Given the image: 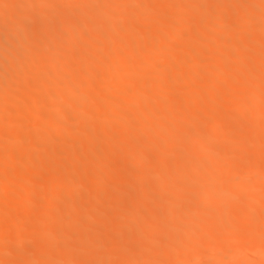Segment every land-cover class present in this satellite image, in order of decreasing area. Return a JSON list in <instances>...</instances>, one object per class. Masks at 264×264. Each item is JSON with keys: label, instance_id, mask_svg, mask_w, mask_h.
<instances>
[{"label": "bare ground", "instance_id": "6f19581e", "mask_svg": "<svg viewBox=\"0 0 264 264\" xmlns=\"http://www.w3.org/2000/svg\"><path fill=\"white\" fill-rule=\"evenodd\" d=\"M44 2L0 0V264H151L150 260L152 264L162 260L166 264H190L188 260L200 264L204 257L211 264H220L223 255L232 257L234 248L243 252L239 263L231 259L235 264H264V112L259 104L264 101V79L251 81L254 86L248 94L249 80L243 72L245 79L238 80L241 86L235 88L239 94L231 84L227 86L231 90L227 96L240 98L238 107L229 97L228 103L236 107L233 110H228L229 105L225 110L226 104L219 109L222 100L215 104L217 97L223 98L219 88L227 89L223 78L227 69H233L229 74L233 76L247 68L246 72L264 71V51L257 50L264 48V21L259 19L264 20V0H171V6L144 0L138 7H133V0H57L45 2L48 7ZM195 18L198 25L201 20V27L191 34L197 46L189 42V48L188 41L184 44L180 38L190 32ZM225 24L244 30V35L252 31L246 39L241 33L233 38L234 34L224 31ZM217 42L220 44L213 49ZM202 45L206 50L212 47L207 55L215 50L208 56V64L215 61L220 67L214 63L217 71L212 69L207 84L195 81L201 88L196 83L194 89L187 87L195 92L192 96L182 88L185 94L179 100L186 106L182 105L179 121L195 110L200 113L198 125L190 122L182 129L175 126L179 116L168 113L170 96L162 88L169 83V75L175 85L197 78L195 71L199 73L209 61ZM251 46L263 53L261 59V54L254 59L243 54L247 47L255 51ZM44 57L49 60L42 63ZM220 79L222 84L225 79L223 87ZM31 90L35 93L29 95ZM119 95L121 107L127 108L125 114L130 108L138 116L115 113L113 102ZM205 100L219 107L211 103L203 109ZM254 104L261 109L256 115L252 114ZM160 105L169 107L168 112L159 111ZM251 105L254 107L248 109ZM154 107L158 113L162 110L161 116L154 112L153 117L150 110ZM250 109L252 117H241L246 120L244 127L235 122ZM233 122L242 125L240 132L245 133L247 126L249 134L242 138L243 132L240 137L234 130L243 140L240 144L233 138L236 145H214L220 128ZM146 123L151 125V131L146 130L151 133L143 137L140 129ZM182 137L202 138L196 147L180 145ZM117 141L130 146L119 148ZM172 141L179 142L168 147ZM162 143H167L165 149H160ZM154 149L157 159L167 165H160L158 171L160 166L153 168L143 158ZM247 150L255 161L261 158L258 169L252 165L258 160L246 157L251 164L246 165L249 174L246 166L248 176L241 174L247 178L241 175L240 182L235 178V185L223 188L225 173L237 171L239 160L250 154ZM16 153L22 157L15 160ZM110 161L115 169L109 164L108 170L113 172L107 174L103 169ZM152 175L158 179L154 176L152 181ZM196 182L198 186L202 183L200 190L205 195L201 197L198 191L200 196L194 200L186 192L196 188ZM35 183L44 189L34 187ZM134 187L140 192L126 196ZM150 190L156 193L154 197ZM61 195H67L66 201ZM27 201L32 204L21 205ZM183 206L193 213L186 210L182 216L179 210ZM193 210L205 211L210 217L198 220ZM142 217L147 221L139 224ZM171 220L176 222L171 225ZM163 235H167L164 240ZM216 258H220L217 263Z\"/></svg>", "mask_w": 264, "mask_h": 264}, {"label": "rangeland", "instance_id": "374dc122", "mask_svg": "<svg viewBox=\"0 0 264 264\" xmlns=\"http://www.w3.org/2000/svg\"><path fill=\"white\" fill-rule=\"evenodd\" d=\"M24 1H25V0H24ZM52 1L56 2L57 0H56V1H55V0H45V2H47V4H52ZM157 1H159V2L161 1L160 3H162V2L164 1V3L166 4V6H167V4H168V6H171L172 4H174V3H172L174 0H172V2H170L171 0H170V1H169V0H157ZM165 1H166L167 3H166ZM193 1H194V0H193ZM197 1H201V0H197ZM206 1H207V0H206ZM225 1L227 2V1H230V0H225ZM45 2H44V4H45ZM54 2H53V3H54ZM142 2H144V0H133V3H132V4H133V7H134V6L138 7ZM168 2H170V3H172V4H169ZM164 3H162V4H164ZM47 4H45V5H47ZM165 4H164V5H165ZM45 7H48V5L45 6ZM210 12H212V11H211V10L207 11V13H210ZM237 12H238V11H237ZM237 12H235V13L238 14ZM155 13H156V12H155ZM204 13H205V12H204ZM207 13H205V14H206V17L208 16ZM153 14H154V12H153ZM212 14H213V12H212ZM154 15H158V14L156 13V14H154ZM209 15H211V14H209ZM212 16L214 17V15H211V17H212ZM213 17H212V19H213ZM208 18H209V17H208ZM210 19H211V18H210ZM259 19H262V21L259 20ZM259 19H258L259 22L257 21V24L260 23V21L263 23L264 20H263V18H262L261 16H259ZM195 21H197L196 18H195V20H194V23H195ZM198 21H199V24H200V25L197 24L198 22L195 23V24H197V25H195L194 23H192V26L194 25L193 28L190 26L189 29L187 30V32L190 31V32H189L190 34H189V33H188V34L186 33V35L183 36V40H182V38H180V41H181V42L183 41L182 43H184V44H186V42L188 41L186 45L189 46V48H191L190 45H192V44H194V45H192V47H193V46H197V43H196V44H195V43H192V42H193L192 38H193L194 35H191V34L195 33V31H196V32L199 31L198 28L201 27V23H200L201 20L198 19ZM2 25H3V24L0 23V26H2ZM121 25H126V24H121ZM225 25H226V24H225ZM225 25H224V27H226V28H224V29H225L224 31H226V32L228 33V35L230 34V36H231V34H234V36H233V35L231 36V37H233V38H234V37L236 38V36H237L236 34H240V33H241V36L243 35V36L245 37V35H246L247 37H249V33H251V31H252V30H249V33H247L248 35H247L246 33H245V35H244V34H242V32L244 33V30L239 29L237 26H233V25L230 24V25H231V27H230L229 24L226 25V26H225ZM126 26H128V28H129V25H126ZM227 26H228V27H227ZM119 27H120V25H119ZM197 27H198V28H197ZM234 27H237V28H234ZM0 28H1V27H0ZM125 28H126V27H125ZM194 28H196V29L194 30ZM123 29H124V27H123ZM126 29H127V28H126ZM191 29H192V31H194V32L191 33ZM197 29H198V30H197ZM230 29H231L232 32H230ZM227 30H229V32H228ZM246 30H248V29H246ZM246 32H248V31H246ZM187 35H188V36H187ZM190 35H191V36H190ZM250 35H251V34H250ZM189 36H190L191 39L189 38ZM243 36H242V38H243ZM237 37L239 38V35H238ZM242 38H241V39H242ZM244 39H246V37H245ZM189 40H192V41H189ZM189 42H191L192 44H190ZM194 42H195V41H194ZM197 42H198V41H197ZM219 44H220V43L217 42V43L214 44L213 46H212V44H210V46H212L213 49H214V46H215V45L218 46ZM198 45H201V44L198 43ZM204 45H205V44H204ZM204 45H202V46H203V48L205 49ZM206 45L209 46V44H206ZM206 45H205V46H206ZM187 46H185L186 49H187ZM185 47H184V45H182V48L185 49ZM212 47H211V48H212ZM215 47H216V46H215ZM251 47H252V46H251ZM189 48H188L187 50H189ZM211 48H209V49H211ZM252 48L255 49V51L253 50V51L251 52V51L249 50L250 48L247 47V48L245 49V51H248V50H249L250 52H245V51H243V52H244L243 54H246V55L249 56V57H251V56L253 55V57H251V58H253V59H254V57H255V58L257 57V54H261V55H258V57H260V56L263 57V53H264V52H263V53H261V52H258V53H257V50H258V51H264V48L261 49V50L255 48V47H252ZM252 48H251V49H252ZM97 49H99V48H97ZM101 49H102V48H101ZM101 49H99V51H101ZM186 49H185V50H186ZM209 49L207 48L208 52H209ZM215 49H217V48H215ZM235 49H236V48H235ZM256 49H257V50H256ZM176 50H177V49H176ZM182 50H183V49H182ZM185 50L182 51V52H181L180 50H178L177 52H178V53H184V54H185ZM207 50L205 49V54H204V56L206 55L207 58H208L209 55H211V56L213 55V52H212V51L215 52V50H210L211 53H210V54L208 53V55H207V54H206V53H207ZM179 51H180V52H179ZM175 52H176L175 50L172 52V53H174L173 55H175ZM186 52H187V51H186ZM253 53H255V54H253ZM248 54H250V55H248ZM206 56H205V57H206ZM247 56L244 55V57H246V58H244V59H245V60L247 59L246 61H251V58H250V60H249V57H247ZM172 57H173L172 54H171V55L169 54L168 58L170 59V58H172ZM202 57H203V56H202ZM261 57H260L259 59H261ZM211 58H212V57H211ZM212 59H214V58H212ZM212 59H211V60H212ZM232 59H233V58H232ZM263 59H264V58H263ZM48 60H49L48 57H44V58H42L41 61H42V63H44V62H47ZM203 60H204V57H203ZM206 60H207V59H206ZM206 60H205V61H206ZM208 60H209V58H208ZM214 60H215V59H214ZM214 60H212L211 63H213ZM257 60H258V59H257ZM254 61H256V59H255ZM209 62H210V60H209V61H206V64L204 65L205 67L203 66V67H202L203 69L200 70L199 73L195 71L194 74L197 73L198 76H197V74H196L195 76H197V78L191 80V82L188 81L187 83L185 82V84L182 83V82H179V83H177L178 85H175V84L172 82V80H171V81L169 80V76H170V75L166 77V79L168 78L167 83H168V82H169V83L172 82V84H171V83H170L171 85H170L169 83L166 84V85L164 86V88H165V87H166V88H165V89L162 88V90H163V91L165 90L166 93H167V95L170 96V97H168V100H167V102L169 101L170 103L168 102L166 105L170 104L169 107L171 106V108H170L171 110H169V107H165L166 105H164V108L162 107V105H160L159 111H160V109H162V110H163V113H164V112H168V110H169L168 113H171V111H173L174 113L172 112L171 114H173V115L175 114L176 117L179 116V117H178V122H179V123L176 122V125H175L176 127H177V124H179V126H180L182 129H183V128L185 129V127H188V126H184V125H187V124H189L190 122H192V124H194V125H198V122H197V121L199 120V119H198V118H199V115H198V114H200V113H198L199 111H196V110H195V112H193L194 114H192L189 118H187V119H182L181 122L179 121V120H180L179 118H180L181 115L184 113V108H185V106H186V105L184 104V102H181V100H179V98L182 96L181 94H185V93H188V94H189V93H190V96H192V94L195 93V92H193V91H189V89L191 90V89H194V88H195V86H194V83H196L195 81H198L199 84L201 83V85H205L204 83L207 84V83L209 82L208 77L211 78V76H212L211 74L217 69L216 67H217V66L220 67L215 61H214V63H215L217 66H216L214 63H213L212 65H210V64H208ZM252 62H253V61H252ZM207 64H208V65H207ZM230 64L233 65L234 63L231 62ZM214 66H216V67H214ZM191 67L193 68V66H190V67H189V70L191 69ZM136 68H137V67H135V71L138 69V68H137V69H136ZM214 68H215V69H214ZM232 68H233V66H232ZM72 69L75 70L76 68H75V69L72 68ZM212 69H213L214 71H213ZM230 69H231V68H230ZM248 69H249V68L244 69V71H242L241 73H237V75L234 73V76H233V75H229V74H233V72H232L233 69H231V70L227 69L225 72H226V73L229 72V73H227V75H225L226 73H224V74H223V78L226 77L225 79H226V81H227L228 83H226V85H225V79H224V82H223V84H222L221 81H223V79H222V80L220 79V80H219V81H220V82H219V83H220V87H223V85H225V86L227 87V86L229 85V86H228L229 88L232 86V87L234 88V90H235V88L238 87V86L241 84V83L238 84V80H239V82H240V81H242V82L244 81L245 78L243 79L241 76H244V75H243V72H245L244 74H245L246 76H244V77H246V81L249 80V82L247 81V83H248V85H250V86H248L249 91H248L247 93H248V94H249V92L251 93L250 89H252V87H253L254 85L252 86V85L250 84V82L252 81V84H253V82H254V83H256V82H260L262 79H264V71H263L262 69H261V71H263V72H260L259 70H257V71H255V70L252 71V70L250 69L252 72H251V71H247V72H250V73H251V74L249 73V74H250V75H249V74L245 71V70H248ZM73 70H72V71H73ZM76 70H77V69H76ZM189 70H187V71H189ZM211 70H212V72H211ZM218 70H219V69H218ZM216 71H217V70H216ZM258 71H259V72H258ZM74 72H75V71H74ZM174 72H176V71H174ZM177 72H178V74H179V71H177ZM177 72H176V73H177ZM183 72H184V71H183ZM210 72H211V73H210ZM253 72H254V73H253ZM185 73H186V72H185ZM240 74H242V75H240ZM228 75H229V76H228ZM235 75H236V76H235ZM259 75H261V76H259ZM171 76H172V75H171ZM227 76H228L229 79L227 78ZM230 76H231V78H230ZM247 76H248V77H247ZM262 76H263V78H262ZM198 77H199V78H198ZM239 77H240V78H239ZM249 77H250V79H249ZM172 78H173V77H172ZM241 78H242V79H241ZM256 78H257V79H256ZM258 78H259V80H258ZM97 79H98V83H99L100 78H97ZM166 79H165V80H166ZM202 79H203L204 81H205V80H206V81L203 82ZM227 79H228V80H227ZM255 79H256V80H255ZM101 80H102V79H101ZM233 80H234V82H233ZM254 80H255V81H254ZM192 81H193V82H192ZM201 81H202V82H201ZM207 81H208V82H207ZM96 82H97V80H96ZM165 82H166V81L163 80V83H165ZM189 82H190L191 84H189ZM198 82H197V83H198ZM229 82H230V83H229ZM235 82H236V83H235ZM263 82H264V81H263ZM180 83H181V84H180ZM197 83H196V86L199 85V84H197ZM247 83H246V85H247ZM173 84H174V85H173ZM183 84H184V85H187V86H184ZM230 84H231V86H230ZM191 85H192L193 88H189V86L191 87ZM201 85H199L200 88H201ZM95 86H96V85H95ZM125 86H126V85H125ZM183 86H184V87H183ZM234 86H235V87H234ZM240 86H241V85H240ZM162 87H163V86H162ZM187 87H188L189 89H187ZM228 87H227V89H225V87H224L223 89H222V88H219L220 93H219V90H218L219 95H220V96L222 95L223 98L217 97V99H216L217 102H216L215 104H217V103H218V104H219V103L221 104L220 101L222 100V104H221L220 107H219L220 104H219L218 106H217V105L215 106V104L213 103L214 101L211 102V100H205V101L203 102L204 104H202V105H205V104L207 103V107H206V106H202L201 108H203V109H207V108L210 106L209 104H211V103H212L211 106L213 105V106L216 107V108L219 107V109H221V110L224 109L223 104H224V105L226 104V105H225V107H226L225 110H227V106H228V105H229V106L231 105L230 107H232V109H230V107L228 106V108H229L228 110H233L234 108H236L235 106L238 107V103H239L238 101H239L240 98H237V97H236V98H235V97H234V98H231V97L227 96V95H228L227 93H229V92L231 91V90L229 91V88H228ZM182 88H185V89H186V90L183 89L184 92L186 91L185 93H181V92H182ZM198 88H199V87H198ZM200 88H199V89H200ZM196 89H197V88H196ZM231 89H232V88H231ZM236 89H237V88H236ZM187 90H188V92H187ZM221 90H222V91H221ZM223 90H224V91H223ZM225 90H226L227 92H225ZM165 91H164V93H165ZM194 91H195V90H194ZM235 91H236L238 94L240 93L239 90H235ZM222 92L224 93V95L222 94ZM33 93H35V91H34V90H31L28 94L30 95V94H33ZM121 93H122V92H121ZM166 93H165V95H166ZM178 93H180V96L176 97V96L178 95ZM167 95H166V96H167ZM174 95H175V96H174ZM225 95H226V96H225ZM26 96H28V95H26ZM222 96H221V97H222ZM224 96H225V98H224ZM29 97H30V96H29ZM172 97L176 100V102H175L176 104L173 103L175 100H171V99H169V98H172ZM228 97L230 98V100H231V99L233 100L234 104H235V102H236L235 106H233L234 104H232V103H231V104L228 103ZM27 98H28V97H27ZM31 98H32V97H31ZM121 98H122V96L119 95V96L114 100V102H113V103H114V104H113L114 107H113V108H116V109H115V113H116V110H117V111L120 112V113L122 112V115H126L125 113H127V112H126V111H127V108L121 107V105H120V104H122V99H121ZM166 98H167V97H166ZM219 98H220V100H219ZM29 99H30V98H29ZM225 99H226V101H227L226 103L223 102V100H225ZM218 100H219V101H218ZM230 100H229V102H232V101H230ZM178 101H179L181 104H180ZM208 101H210V102H208ZM177 102H178L179 104H177ZM237 102H238V103H237ZM158 103H159V102H158ZM158 103H157L156 105H158ZM262 103H263V104H262ZM183 104L185 105L184 107L182 106ZM259 104H260L261 109H263V112H264V108H263V107H264V101H261V103H259ZM259 104H258V105H259ZM156 105H155V106H156ZM254 105H255V104H254ZM254 105H251L250 107H247V108H248V109H249V108L252 109V106L254 107ZM258 105H255V107L252 109V114H253V115H254V114L256 115V113H258V109L261 110V109L259 108ZM158 107H159V106H158ZM221 107H222V108H221ZM233 107H234V108H233ZM44 108H46V107H43V109H44ZM154 108H155V107H154ZM154 108H153V110H150V111L153 112V117H154V112H156V114H159V116H161L160 113L162 112V110H161L160 113H158L159 111L157 110V107L155 108L156 110H155ZM165 108H167L166 111H165ZM210 108H211V107H210ZM212 108H213V107H212ZM247 108H246V110H247ZM46 109H47V108H46ZM46 109H45V110H46ZM251 109L248 110V111H246V110L243 111V112H246V113H243V112H242L243 114H242V113H241V114H242L243 116L240 114L239 118L244 117V116L246 115V116L244 117V119H245V118L247 119V118L251 115V114H249V111H251ZM130 110H132V111L134 110V111H133L134 113H133L132 111H130ZM154 110H155V111H154ZM255 110H256V112H255ZM136 111H137V110H135V109H130V108H128V112H129V113H128V115H126V116H127L128 118L133 117L132 114L138 116V113H139V112H136ZM157 111H158V112H157ZM120 113H119L118 115H120ZM123 113H124V114H123ZM130 113H131V116H129ZM136 113H137V114H136ZM196 113H197V116L195 115ZM253 115H251V117H252ZM115 117H119V116L116 115ZM157 117H158V116H157ZM173 117H174V116H173ZM176 117H174V118H176ZM155 118H156V116H155ZM181 118H182V117H181ZM241 120H243V118H241V119H239L238 121H235V122H238L239 124H242V125H243V123H245L246 120H245V121L243 120V122H242ZM151 122H152V124H151L152 127H151V125H150V126L148 125V124H150ZM153 122H154L153 120H150L149 123L147 122L148 124H147V123L145 124V126L147 125L146 127L149 126L148 129L145 128V126L143 127L144 130H143V128H142L143 131L140 129V131L143 132V137H145L144 135H146V134H148V133H151V132H149V131H151L150 129L154 127ZM97 123H98V122H97ZM181 123L183 124L184 127L182 126ZM195 123H196V124H195ZM238 123H234V122H233V123H229V124L224 125L223 127H221V128H220V131H219V136H220V137L217 138L216 141H214L215 143L213 142L214 145H217V146L220 145V146H221V147L219 146L220 148H223V146H228L229 144H232V145H233V143L236 145V143H235V141L233 140V138H234V139H238L236 142H239L238 144H240V142L243 141V140H241V139H242L245 135H248V134H249V132H248L249 130H248V127L245 126V128H243V129H244V131H245L246 128H247V130L245 131V133L242 131L244 135L242 136V138H240V137H241L240 135H242V134H241L242 132H240V130H242V128H240L239 126H242V125H238ZM98 124H99V123H98ZM180 124H181V125H180ZM190 125H191V124H190ZM236 125H237V126H236ZM96 126H98V125L96 124ZM172 126H174V123H173ZM192 126H193V125H192ZM94 127H95V124H94ZM150 127H151V128H150ZM180 127H179V128H180ZM242 127H244V125H243ZM90 128H91V126H90ZM92 128H93V127H92ZM173 128H175V127H173ZM235 128H236V129H235ZM237 128H238V129L240 128V129L237 130ZM153 129H154V128H153ZM153 129H152V131H153ZM162 129H164V128H162ZM146 130H149V131H146ZM234 130H235V132H236L238 135L240 134V135H239L240 137L237 136L236 133H234ZM140 131H139V133H140V135H142V133H141ZM237 131H238V132H237ZM147 132H148V133H147ZM139 133L136 132L137 137H140ZM181 133L183 134L182 136L186 137V139H187L188 136H187V134L185 133V131H182V130H181ZM220 133H221V134H220ZM246 133H247V134H246ZM185 134H186V135H185ZM233 134H236L235 136H237V137L235 138V136H233ZM134 135H135V134H134ZM146 136H147V135H146ZM230 136H231V137H230ZM135 137H136V135H135ZM141 137H142V136H141ZM245 137H246V136H245ZM177 138H178V137H177ZM177 138H176V140H178ZM199 138H200V139H199ZM201 138H202V137H198V138H196V139H195V138H190V139H189V140L191 141V143H190L189 140H186L185 138L182 137V139H179V140H180V145H181V143H187V144H189V145L192 144V146L194 145V146H196V147H199V144L201 143ZM239 138H240V139H239ZM244 139H245V138H244ZM185 140L188 141V142H183V141H185ZM240 140H241V141H240ZM174 141H175V140H174ZM178 142H179V141H178ZM178 142L176 143V142H173V141H172L170 144L168 143V144H169L168 147H173V143H174V144H178ZM120 143H121V142H118V141H117V143H116V144H119V146L117 145L119 148H120V145H121ZM193 143H194V144H193ZM116 144H115V145H116ZM122 144H123V143H122ZM127 144H128V143H127ZM127 144H123V145H121V146H123V147H126V146H127V147L129 148L130 145H127ZM197 144H198V145H197ZM238 144H237V145H238ZM159 146H161L160 149H161V148L165 149L166 146H167V143H165V144L162 143V144L159 145ZM159 146H158V148H159ZM163 146H165V147H163ZM217 146H215V148H216V150H217V149L219 150V147L217 148ZM229 146H230V145H229ZM118 147H117V150L119 149ZM115 148H116V147H115ZM158 148H157V149H158ZM121 149H122V148H121ZM121 149H120V150H121ZM124 149H125V148H124ZM160 149H159V150H160ZM120 150H119V151H120ZM122 151H123V149L121 150V152H122ZM125 151H126V150H124V152H125ZM156 151H157V150L154 149V150H152L149 154H147L146 156L143 157L144 160H146V161H144V160H143V161H144V162H147L148 165L150 164L149 166L152 165L153 168H155L154 166H160V165L163 164V162H162L163 160H160V159L158 160V159H157V157H156V156H157V155H156L157 152H156ZM250 151H253V153H254V149H253V150L250 149ZM245 152H246V151H245ZM247 152H248V150H247ZM248 153H250V154H249V155L246 154L244 157H242L243 159L239 160V162H238V165H239V166H237L236 169H235V170H237V171H231V172L228 171L227 173H225V177H226L227 180H225V182L222 181V186L224 185L226 188H228V187L231 186V185H235L236 183H235L234 180L239 179V182L241 181L240 178H238L239 176H240V177L243 176V177L247 178L246 176H248V175H246L245 173H246V172L248 173V167H249L251 164H250V165L248 164L249 162H248V160H247L246 157H248L249 159H254V157L251 158V157H252L251 155H254V154H251V152H248ZM21 155H22V153H21V154H20V153H16V154H14V159L16 160V159H17L18 157H20ZM15 157H16V158H15ZM21 157H22V156H21ZM21 157H20V158H21ZM136 157H138V155H136ZM136 157H135V159H136ZM141 157H142V156H141ZM263 157H264V156H262V159H264ZM20 158H18V159H20ZM139 158H140V156H139ZM139 158H138L137 161H140L141 159H143V158H141V159L139 160ZM227 158H228V157L225 158L226 161L229 160V158H228V159H227ZM245 158H246V159H245ZM257 160H258V162H256ZM257 160H256V161H255V159L253 160V161L256 162V163H253V162H252V165H253V164H256V165H254L255 168H257L256 166L259 165V164H257V163H259V162L261 161V158H258ZM259 160H260V161H259ZM175 161H176V160H175ZM175 161H172V162H173V163H172L173 165L175 164V163H174ZM222 161H223V160H222ZM249 161H250V160H249ZM251 161H252V160H251ZM113 162H114V161H113ZM261 162H264V161H261ZM169 163L171 164V162H169ZM169 163H168L169 167H172V164L170 165ZM250 163H251V162H250ZM109 164H110L111 166H113V170H114V169H115V166H114L115 164L112 165V162H111V161H110V163H108V165H109ZM247 164H248L249 166H248ZM106 165H107V164H106ZM106 165H105V166H106ZM108 165H107V168L104 167L103 170H106V171H107L108 168L110 167V165H109V166H108ZM246 165H247L248 167H247ZM261 165H262V163L260 164V166H261ZM263 165H264V164H263ZM163 166H167V165H165V163H164V165H162V167H163ZM174 166H175V165H174ZM245 166L247 167V171H246V172H245V169H246ZM162 167L160 166V167L157 169V171L160 170ZM258 167H259V166H258ZM110 168H111V167H110ZM257 169H258V168H257ZM110 171H111V169H110ZM110 171L108 170L106 173H107V174H108V173L111 174V172H113V171H111V172H110ZM244 172H245V173H244ZM127 173L129 174V172H127ZM127 173H125V175H124L125 177H128ZM241 173L245 174L246 176H244V175L241 174ZM156 174H157V173H156ZM156 174H155V175H156ZM248 174H249V173H248ZM129 175H130V174H129ZM155 175H154V176H155ZM241 175H242V176H241ZM256 175H258V172H257ZM261 175H262V174H261ZM130 176H131V175H130ZM154 176H153V175L151 176V177H152V179H151L152 181H155V180L158 179V178H156V176H155V177H154ZM262 176H264V174H263ZM153 177L156 178V179L153 180V179H154ZM157 177H159V175H157ZM235 178H236V179H235ZM245 178H242V180H243V179L245 180ZM262 178H263V177H262ZM151 180H150V181H151ZM171 180H172V179H171ZM226 181H227V182H226ZM228 181L231 182V183H228ZM261 181H262V180H261ZM223 182H224V184H223ZM236 182H238V181H236ZM225 183H226L227 185H226ZM233 183H235V184H233ZM35 184H36V183H35ZM35 184H33L34 187H36V188H38V189L41 188L42 190L44 189V188H42V187L39 188V186H38L39 184H38V183L36 184L38 187H37ZM198 184H199V183H197V182L194 184V185H197V187H196L197 189H196L195 186H194V187H193V188H194L193 190H190V191L186 192V194H187L186 196H187V197L190 196V198H195L194 200H196V198H199V197H196V195H197V196H200L201 193H202V194H201V195H202L201 197H203V195H205L204 192H201V190H200V187H201L202 183H201V185H199V186H198ZM230 184H231V185H230ZM40 186H41V185H40ZM43 186H44V185H43ZM109 186H112V185H109ZM224 186H223V188H224ZM227 186H228V187H227ZM44 187H45V186H44ZM57 188H58V187H57ZM85 188H86V187H85ZM134 188H135L134 191L131 190V191H129V192H125V195H126L127 193H128V194L130 193L129 195L132 196V195L137 194V193L140 192V190H139L140 188H138V192H137L136 187H134ZM134 188H132V189H134ZM41 189H40V190H41ZM82 189H84V187H83ZM86 189H87V188H86ZM195 189H196V190H195ZM56 190H57V189H56ZM57 191L59 192V188H58ZM82 191H83V190H82ZM135 191H136V192H135ZM150 191H151V190H150ZM150 191H149L150 196L152 195V197H154V194H156V193H154V191H151V192L153 193V194H151ZM194 191H196V192L194 193ZM198 191H200V194H197V193H199ZM60 192H61V191H60ZM132 192H134V194H132ZM184 193H185V192H184ZM62 196H63V195H61L60 197L63 198L64 200H63V199H61V200L66 201V199H67V195H64L63 197H62ZM126 196H127V195H126ZM193 196H194V197H193ZM263 197H264V196H263ZM200 199H201V198H200ZM29 203L32 204L31 202H28V201H27V202H24V204H21V205H22V206H23V205H24V206H26V205L28 206ZM262 203H263L262 205H264V200H262ZM34 204L36 205L37 203L34 202ZM237 204H241L240 201L237 202ZM21 208H22V207H21ZM236 209H237V207L235 208V210H236ZM186 210L192 212V210H191L190 208L188 209L187 206H183V207L180 208L179 213H181V215L184 216L185 213H182V212H184V211H186ZM193 211L195 212V210H193ZM186 213H187V211H186ZM188 213H189V212H188ZM192 213H193V212H192ZM194 215H196V218H198V220H201L200 218L203 219L204 217H206V218L208 217V213L205 212V211H196V212L194 213ZM209 217H210V216H209ZM209 217H208V218H209ZM181 220H182V219H181ZM141 221H143V222H141ZM146 221H147L146 218H143V217H142V219L139 221V222H140L139 224L145 223ZM32 222H33V221H32ZM170 222H171V225H173V223L176 222V220L173 221V223H172V220H171ZM180 223L183 224V223H185V222H182V221H181ZM178 228L182 229L181 227H178ZM178 228H177V229H178ZM127 229H129V228H125L124 231H127ZM7 230H8V229H7ZM130 230H131V229H130ZM182 230H183V229H182ZM9 231H10L11 233H14V234H15V232H13L14 230L11 231V229H10V230H8V232H9ZM177 231H178V230H177ZM179 231H181V230H179ZM179 231H178V232H179ZM6 232H7V231H6ZM181 232H182V231H181ZM207 233H208V235H211L210 232H207ZM207 233H205V235H207ZM7 234H8V233H7ZM203 234H204V233H203ZM203 234H202L201 239H203V237L205 236V235H203ZM9 235H11V237L13 236V234H9ZM208 235H207V237H209ZM163 236H164V237H161V238L164 240V238L167 237V235H163ZM207 237L205 236L203 240H205V238H207ZM160 241H162V240H160ZM162 242H163V241H162ZM59 243H60V242H59ZM111 244H113V245H117V247H119L118 244H115V243H111ZM111 244H109V245H111ZM109 245L107 244V246H109ZM106 248H107V247H105V249H106ZM105 249H104V250H105ZM262 251H263V250H262ZM263 252H264V251H263ZM231 254H232V257H231V258H230V257H227L229 254H228V255L225 254L226 256L223 255V256H224V257H223V258H224L223 260H225L226 257L230 259V260L226 259V260H225L226 263H228V261L232 262L233 259H234V260H238V263H239V259L242 257L243 252H241V250H239L238 248H234ZM262 254H263V253H262ZM80 256H81V258H82V256H84V255H80ZM83 258H85V256H84ZM86 258H87V257H86ZM204 258H206V257H204ZM204 258H203V259H204ZM232 258H233V259H232ZM203 259H202V261H200V262H201L200 264H208V263L211 264V263H212V262L210 263V262L207 261L206 259H204V260H203ZM207 259L209 260V258H207ZM231 259H232V260H231ZM205 260H206V262H208V263H205ZM217 260H218V259L216 258V262H215V263H217ZM219 260H220V258H219ZM219 260H218V261H219ZM221 260H222V259H221ZM223 260H222V261H223ZM234 260H233V261H234ZM162 261H163V260H162ZM162 261H160L159 264H160ZM188 261H189V262H188ZM188 261H187V262L190 263V264H191V263H192V264H195V263L193 262V260H192V261H191V260H188ZM190 261H191V262H190ZM210 261H211V260H210ZM222 261H221V262H222ZM225 261L222 262V263L225 264ZM148 262H151V264H152V260H150V261H148ZM163 262H165V261H163ZM163 262H162V263H163ZM221 262H220V264H222ZM230 262H229V264H235V263H236V262H232V263H230ZM162 263H161V264H162ZM149 264H150V263H149ZM163 264H164V263H163ZM165 264H166V262H165ZM183 264H186V262H184Z\"/></svg>", "mask_w": 264, "mask_h": 264}]
</instances>
